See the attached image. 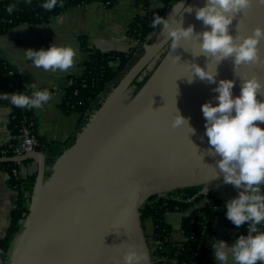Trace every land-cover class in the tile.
<instances>
[{
	"label": "water",
	"instance_id": "1",
	"mask_svg": "<svg viewBox=\"0 0 264 264\" xmlns=\"http://www.w3.org/2000/svg\"><path fill=\"white\" fill-rule=\"evenodd\" d=\"M205 0H185L169 19L196 31L208 25L188 12L184 5H203ZM264 25V3L252 0L251 7L238 13L230 32L250 34ZM166 31L144 46L100 105L76 133L47 173L45 151L35 149L21 156H0V162L34 160L37 173L7 264H125L129 245L142 247L152 264L143 230L140 209L152 196L177 189L223 181L216 167L218 155L210 154L205 133L202 103L217 95L213 89L220 78H233V94H239L237 75H257L264 80V63L234 67L232 57L216 61L198 53V41L181 40L176 49L167 47ZM167 49L159 59L160 54ZM264 57V39L259 43ZM179 55V60L173 59ZM158 61L141 88L129 99L132 81ZM193 62L216 69L217 80L194 78ZM259 98L264 99V95ZM177 110L187 123L173 127ZM264 127V122L256 121ZM194 129V131H192Z\"/></svg>",
	"mask_w": 264,
	"mask_h": 264
},
{
	"label": "clouds",
	"instance_id": "2",
	"mask_svg": "<svg viewBox=\"0 0 264 264\" xmlns=\"http://www.w3.org/2000/svg\"><path fill=\"white\" fill-rule=\"evenodd\" d=\"M25 2L31 3V0ZM57 3L58 0H43L42 7L51 10ZM251 3L252 0H205L203 5H184V10L192 12L194 9L195 17L210 26L202 31H196L192 23L185 26L160 14L153 15L151 24L153 28L160 26L162 32L166 31V44L170 49L180 46L182 39H195L200 49L198 53L209 55L217 62L232 57L235 68L241 64L264 63L259 48L264 39V25L255 26L250 34H233L229 30L234 17L244 13ZM16 8L17 4L11 2L6 11L12 13ZM24 53L34 66L54 73L57 70L66 72L78 61L71 43H57L56 40L47 48L28 47ZM173 59L179 60V55H174ZM189 70V82L197 77L208 82L217 80L216 69L209 64L205 67L193 62ZM236 76L241 80L239 94H233L236 83L233 78H220L213 89L217 102L208 100L201 108L210 145L207 151L219 157L215 162L219 169L217 175L222 173L223 181L238 189V194L224 203V214L237 226L248 222V232L239 234L232 243L213 238L209 246L218 264H256L258 261L264 264V127L255 123L264 122V99L259 98L264 95V80L255 74ZM24 88L31 91L4 90L0 98L17 107L32 108L47 103L54 95L48 87H37L34 81ZM185 123L188 124V118L177 110L172 126ZM147 258V251L134 245H129L123 255L125 264H140Z\"/></svg>",
	"mask_w": 264,
	"mask_h": 264
},
{
	"label": "crops",
	"instance_id": "3",
	"mask_svg": "<svg viewBox=\"0 0 264 264\" xmlns=\"http://www.w3.org/2000/svg\"><path fill=\"white\" fill-rule=\"evenodd\" d=\"M184 2L185 0H178L167 7L165 16L173 15ZM155 4V0H116L112 5L106 6L101 1H93L84 5L70 6L45 22L18 25L0 34V59L17 70L23 84L27 85L34 81L37 87L41 89L48 87L54 92L47 103L32 107L36 122L35 136L40 143L37 149L45 151L48 155L47 173L81 127L76 114L63 110L61 91L68 85L72 76L80 75L83 62L88 57L86 50L95 49L101 52L127 50L133 43L127 33L129 23L135 16L142 15L145 7L150 9V5L155 6ZM54 40L57 43H71L78 55L75 66L63 73L59 70L54 73L51 70L36 67L25 57L24 49L47 48ZM28 89L31 91L30 88ZM9 116L10 107L0 105V147L16 139V135H13L8 128ZM18 168L19 178L28 182L26 186L29 187L24 191V195L29 201L37 173V163L34 160H27L21 162ZM9 177L8 171L0 166V239L9 225L11 211L18 204V191L10 185ZM204 188L209 195H213L223 203L238 194L235 186L224 181L209 184ZM189 211L188 208L184 212L173 211L165 214L164 220L172 228L170 242L182 240L180 222ZM211 224V238L217 240L222 238L229 243L234 242L239 234L248 232V228L242 225H227L217 220H213ZM150 225L151 223L147 222L148 230L151 228ZM15 242L16 237L11 243L9 253L12 252ZM151 260L152 264H178L173 258H158L155 254ZM207 264H218L213 252ZM256 264L261 262L258 261Z\"/></svg>",
	"mask_w": 264,
	"mask_h": 264
},
{
	"label": "trees",
	"instance_id": "4",
	"mask_svg": "<svg viewBox=\"0 0 264 264\" xmlns=\"http://www.w3.org/2000/svg\"><path fill=\"white\" fill-rule=\"evenodd\" d=\"M93 1H101L106 6H110L116 2V0H58L55 8L47 10L42 7L43 0H31V3H26L25 0H0V34L18 25L45 22L51 16L60 13L70 6L84 5ZM177 1L155 0L156 4L155 6L153 5L152 10L144 12L142 15H137L132 19L128 25L127 33L136 44L129 51L101 52L99 50H86L88 57L83 62L82 73L80 76H72L70 78L71 83L64 88L65 94L63 101H61L63 110L67 113L76 114L82 126L87 120L83 118L84 112L90 107L96 109L100 105L104 96L142 54L144 50L143 43L150 44L155 39L161 27L156 26L153 28L151 24L153 15L160 14L165 16L167 7ZM11 2H15L17 8L12 13H8L6 6ZM166 48L160 54L159 59L164 55L167 50ZM159 59L152 68L143 70L132 81L129 99L141 88ZM82 83L87 84L85 88H81ZM24 86L17 70L0 59V92L4 90L30 92ZM74 90L78 91L77 95H73ZM99 93H101V97L97 103L96 96ZM68 104H73V108L70 109ZM0 105L10 107L8 128L13 135H17V127L22 120L29 117L35 120L32 108L17 107L11 104L9 100L2 98H0ZM33 135L37 140L35 127ZM16 142L17 139L13 140L12 143ZM37 143H39L38 140ZM0 166H3L10 175L11 169L15 164L13 162H1ZM9 183L12 187L16 185L18 204L11 211L9 225L4 236L0 239V264L8 263V253L11 243L17 236L21 227V221L27 214L28 198L24 195V191L29 187L28 185L26 186L28 182L21 179L14 180L10 176ZM201 190L202 186L177 189L171 192L180 197L181 200L177 201L165 199L163 196L157 195L146 200L140 209V218L151 257L155 254L158 258H175L178 264H192L193 262L195 264L208 263L212 252L209 242L212 239L211 223L213 219L215 218L218 222L227 225H234V223L224 214V203L213 195H208V200L202 206L195 207L194 205L198 204L203 197L200 193ZM183 199L191 201L185 202ZM188 208H191L190 212L184 215L180 222V230L184 239L179 242H170L169 236L172 228L165 222V214L173 211L184 212ZM147 222L151 223V228L148 232ZM247 223L244 222L241 225L247 227Z\"/></svg>",
	"mask_w": 264,
	"mask_h": 264
},
{
	"label": "built area",
	"instance_id": "5",
	"mask_svg": "<svg viewBox=\"0 0 264 264\" xmlns=\"http://www.w3.org/2000/svg\"><path fill=\"white\" fill-rule=\"evenodd\" d=\"M150 9L148 7H145L144 12L149 11ZM132 46H135V42L132 40ZM146 43H143V46H145ZM128 48L127 50L129 51ZM83 70V69H82ZM82 73V71H81ZM80 73V74H81ZM80 76V75H78ZM71 83V81L68 82V85ZM86 83H82L81 84V88H85L86 87ZM63 97L65 94V91L62 90L61 91ZM78 91L74 90L73 91V95H77ZM101 97V93L97 94L96 98H97V103L99 102V98ZM69 108L72 109L73 108V104H68ZM95 110L94 107H90L88 108L84 114H83V118L87 119ZM35 127V120L32 117H29L27 119L22 120L18 127H17V135H16V139L17 142L16 143H8L6 144V146H2L0 147V156H21L23 154H28L31 153L35 147L38 145L37 140L35 139L34 135H33V130ZM21 162H15V166L12 167L11 172H10V176L14 179V180H19V165ZM14 188L16 189V185L14 186ZM203 197L202 199L198 202V204L194 205L195 207H200L202 206L208 199V195L209 192H206V190L203 189V191L200 192ZM163 196L165 199H172V200H181L180 197L174 193H167ZM185 202H190L191 200L189 199H183ZM191 210V208H189ZM179 212V211H178ZM190 212V211H189ZM213 220H216L215 218ZM184 239V238H182ZM175 259V258H173ZM176 260V259H175ZM177 261V260H176ZM183 264V263H182ZM192 264H195L194 262Z\"/></svg>",
	"mask_w": 264,
	"mask_h": 264
},
{
	"label": "rangeland",
	"instance_id": "6",
	"mask_svg": "<svg viewBox=\"0 0 264 264\" xmlns=\"http://www.w3.org/2000/svg\"><path fill=\"white\" fill-rule=\"evenodd\" d=\"M152 8H153V6L150 5V10H152ZM91 50H95V49H91ZM124 50H125V48H124ZM203 189H205V188H203ZM203 189L201 191H203ZM147 232H148V228H147ZM116 264H121V263H116Z\"/></svg>",
	"mask_w": 264,
	"mask_h": 264
},
{
	"label": "snow or ice",
	"instance_id": "7",
	"mask_svg": "<svg viewBox=\"0 0 264 264\" xmlns=\"http://www.w3.org/2000/svg\"><path fill=\"white\" fill-rule=\"evenodd\" d=\"M249 7H251V5Z\"/></svg>",
	"mask_w": 264,
	"mask_h": 264
}]
</instances>
